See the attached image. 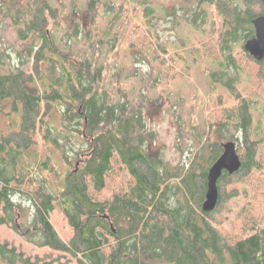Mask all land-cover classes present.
<instances>
[{"label":"trees","instance_id":"1","mask_svg":"<svg viewBox=\"0 0 264 264\" xmlns=\"http://www.w3.org/2000/svg\"><path fill=\"white\" fill-rule=\"evenodd\" d=\"M13 1L0 3V14L32 64L0 70V264H264V116L253 125L243 91L264 86V57L245 47L262 1L181 0L172 12L187 11L182 19L200 32L186 46L136 29L135 56L151 66L154 58L166 72L177 62L211 64L204 71L218 93L209 112L221 111L188 166L169 165L148 145L154 132L143 107L102 88V66L55 49L60 13L50 0ZM99 4L107 3L87 0L91 22ZM81 31L90 30L74 35ZM226 141L236 143L241 166L222 172L217 205L205 212L207 170ZM240 195L246 201L236 206Z\"/></svg>","mask_w":264,"mask_h":264},{"label":"rangeland","instance_id":"2","mask_svg":"<svg viewBox=\"0 0 264 264\" xmlns=\"http://www.w3.org/2000/svg\"><path fill=\"white\" fill-rule=\"evenodd\" d=\"M25 1L14 0L13 4L15 7H25ZM103 1L107 4L97 6L95 22H91L87 0H50L51 5L60 13L56 20L59 38L55 49L70 52L73 56H86L94 64L102 66V88L110 91V94L124 96L131 106L143 107L146 127L154 132V142L148 140V145L171 166L190 165L192 156L200 147L201 134L210 131L212 116L221 111L218 108L213 115L209 112L210 98L216 97L218 93V89H214L217 82L213 83L204 71L205 66L210 68L211 64L209 61L198 64L188 61L190 67L185 68L182 63L177 62L175 70L170 67L166 72L154 58L151 66L145 57L135 56L141 48L136 29L149 27L153 39L167 47L173 42H182L186 46L193 37L192 33L198 30L182 19L186 18L187 11L172 12L181 0ZM142 2L154 11L148 18V14L142 11ZM0 3L10 5L11 0H0ZM106 5L113 7L111 12L105 10ZM118 7L122 9L118 10ZM117 10L121 16L111 23ZM207 12L210 13L208 9ZM147 19L150 21L147 22ZM76 28L90 31L87 35L82 31L81 34L74 35ZM202 28L207 30L208 25L198 27L199 30ZM114 35L116 40L113 43ZM238 49L236 45L234 51ZM242 62L247 63L244 59ZM31 64L17 28L12 25L10 18L0 14V70L21 68L29 72ZM245 82L242 76L239 87ZM251 83L243 91L252 102L251 116L255 125L264 116V86ZM232 103L229 99L224 105ZM54 157L58 165L62 166L61 159L56 155ZM244 198V195H240L236 199V206L244 203ZM23 232L25 233L24 229ZM6 234V231L0 230L1 238Z\"/></svg>","mask_w":264,"mask_h":264},{"label":"water","instance_id":"3","mask_svg":"<svg viewBox=\"0 0 264 264\" xmlns=\"http://www.w3.org/2000/svg\"><path fill=\"white\" fill-rule=\"evenodd\" d=\"M264 5V0H261ZM255 34L245 42V47L249 53L255 57H264V14L252 19ZM241 166V160L236 150L234 141L222 143V152L217 156L209 166L206 174L207 185L202 210L212 211L218 202V179L223 171L229 174L237 171Z\"/></svg>","mask_w":264,"mask_h":264}]
</instances>
